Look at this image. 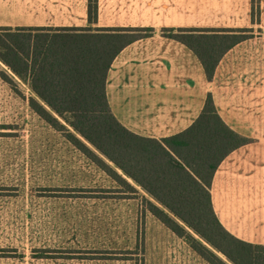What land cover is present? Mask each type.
Wrapping results in <instances>:
<instances>
[{
  "label": "crops",
  "instance_id": "1",
  "mask_svg": "<svg viewBox=\"0 0 264 264\" xmlns=\"http://www.w3.org/2000/svg\"><path fill=\"white\" fill-rule=\"evenodd\" d=\"M0 0V27L55 32L64 27H123L152 34L127 44L107 74L116 118L132 132L158 140L190 127L208 93L222 119L250 141L219 164L211 187L214 210L234 236L264 245V0ZM256 5V4H255ZM256 7V6H255ZM208 32L252 28L255 33L222 57L209 80L196 53L162 29ZM117 172L145 198L140 184Z\"/></svg>",
  "mask_w": 264,
  "mask_h": 264
},
{
  "label": "trees",
  "instance_id": "2",
  "mask_svg": "<svg viewBox=\"0 0 264 264\" xmlns=\"http://www.w3.org/2000/svg\"><path fill=\"white\" fill-rule=\"evenodd\" d=\"M255 8L258 2L254 0ZM256 4V5H255ZM256 6V7H255ZM97 0H89L90 19L96 18ZM190 47L212 80L224 54L251 37L252 28L208 32L194 28L162 29ZM0 59L33 92L80 134L100 155L140 184L160 204L148 200V209L211 264H264V245L244 241L222 225L214 210L211 187L222 160L250 140L220 116L212 93L196 121L184 131L158 140L140 136L116 118L106 94V79L118 53L133 40L152 34L123 27H64L40 32L36 41L15 33L31 28L0 27ZM251 33V34H250ZM33 108L98 164L129 184L87 142L70 131L41 103ZM194 231L201 239L195 237ZM222 253L227 260L219 255Z\"/></svg>",
  "mask_w": 264,
  "mask_h": 264
},
{
  "label": "rangeland",
  "instance_id": "3",
  "mask_svg": "<svg viewBox=\"0 0 264 264\" xmlns=\"http://www.w3.org/2000/svg\"><path fill=\"white\" fill-rule=\"evenodd\" d=\"M38 33L13 34L34 42ZM31 98L53 112L0 59V264H211L148 209L141 192L40 115Z\"/></svg>",
  "mask_w": 264,
  "mask_h": 264
}]
</instances>
